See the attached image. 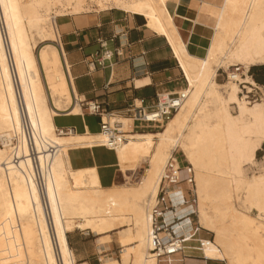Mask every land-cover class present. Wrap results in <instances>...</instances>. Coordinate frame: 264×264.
<instances>
[{
    "label": "bare ground",
    "instance_id": "1",
    "mask_svg": "<svg viewBox=\"0 0 264 264\" xmlns=\"http://www.w3.org/2000/svg\"><path fill=\"white\" fill-rule=\"evenodd\" d=\"M89 1L0 0V264H84L74 262L67 233L97 234L102 249L116 226L120 243L135 242L123 264H159L150 251V207L176 150L193 171L196 202L180 205L175 189L173 212L193 207L196 233L212 234L220 262L264 264V168L256 161L264 90L248 73L264 64V0H223L200 54L190 51L166 0H94L102 9L113 4L141 15L165 35L187 85L183 103L158 130L131 131L128 117L110 118L122 123L126 138L114 146L120 175L139 160L146 170L137 182L108 186L99 184L95 166L73 168L68 160L69 149L106 144L105 136L64 133L53 122L81 113L51 43H60L55 19L89 10ZM220 69L224 83L217 81ZM253 87L261 91L257 99L247 95ZM247 166L258 169L247 175ZM182 221L176 228L185 233ZM103 264L119 262L107 256Z\"/></svg>",
    "mask_w": 264,
    "mask_h": 264
},
{
    "label": "crops",
    "instance_id": "2",
    "mask_svg": "<svg viewBox=\"0 0 264 264\" xmlns=\"http://www.w3.org/2000/svg\"><path fill=\"white\" fill-rule=\"evenodd\" d=\"M222 2L166 0L169 11L178 13L175 22L182 37L189 40L191 52H202L208 28L215 24ZM55 21L73 90L82 99H95L105 109L124 114L132 99L142 98L149 103L156 91H174L185 86L183 70L166 36L149 28L141 15L109 7L59 15ZM103 41L104 48L100 46ZM104 49L111 52L110 59L105 60L103 66L90 63L91 55L94 52L100 55ZM137 81L142 83L137 84ZM67 86L72 97L68 82ZM80 112L70 115L73 120L60 127L72 125L76 132L85 129L99 132V117L87 113L83 107ZM56 119L57 116L53 118L55 125ZM154 130L132 129L137 132ZM68 160L73 168L95 166L102 186L113 184L120 174L115 151L101 145L69 149ZM180 186L185 189L183 183ZM179 226H183L186 235L182 250L189 257L172 264H221L211 237L196 233L198 226L189 231L187 219ZM81 262L88 264L87 260Z\"/></svg>",
    "mask_w": 264,
    "mask_h": 264
},
{
    "label": "built area",
    "instance_id": "3",
    "mask_svg": "<svg viewBox=\"0 0 264 264\" xmlns=\"http://www.w3.org/2000/svg\"><path fill=\"white\" fill-rule=\"evenodd\" d=\"M54 44L60 51L62 69L71 89L72 102L78 103L86 109L87 113L99 117V131L105 136L107 142L101 146L108 149L114 150L115 145L126 139L123 134L124 132L120 130L122 123L119 121L111 122V117H128L131 120V131L132 129L160 128L177 111L186 98V91L182 88L174 91L160 90L154 93L149 103L145 102L142 98L139 100L132 99L125 107L124 114L107 110L97 100L82 99L75 94L72 87L69 66L66 63L61 44L57 41H54ZM105 45L106 43L104 41L100 42L102 48ZM111 55V52L106 49L100 55L98 52H94L91 55L92 59L90 63H97L99 66H103L104 61L109 60ZM186 86L185 83L184 87ZM59 128L64 133L76 131L75 126L72 125ZM182 163L183 161L178 158L177 153L173 152V156L168 159L165 165L154 202L150 207V251L157 257L159 264L181 262L183 258L189 257L182 250V244L186 240L185 233L181 229L177 230L176 224L180 223L186 216L190 218V214L193 212L191 211L185 214V216L175 214L173 212L175 210V204L173 196L171 195L175 189H180L182 198V201L179 202L180 205H188L189 201H195L193 171L188 163ZM181 183L184 184V190L180 186ZM189 225V231L194 229L191 218L189 219ZM175 255V258H171Z\"/></svg>",
    "mask_w": 264,
    "mask_h": 264
},
{
    "label": "rangeland",
    "instance_id": "4",
    "mask_svg": "<svg viewBox=\"0 0 264 264\" xmlns=\"http://www.w3.org/2000/svg\"><path fill=\"white\" fill-rule=\"evenodd\" d=\"M89 6H90L89 10H91V9H102L96 5L94 0L89 1ZM109 7H116V6L112 4V6L108 5L105 8H109ZM51 43L54 44V42H51ZM40 45H42V43L39 44L38 47ZM38 47H36V49H35V55L37 54ZM250 69H251V67H250ZM257 72L259 73L258 75H260V76L264 75V69H259L257 71H254V73H257ZM226 80H227L226 72H224L222 69H220L219 75L217 77V81L220 83H224V82H226ZM256 83L261 85L262 89L264 90V84H261L258 82H256ZM260 93H261L260 89H258V88L256 89L255 87H253V90L250 93H247V95L249 96V99H257L260 97ZM239 95H241V94H239ZM231 111L233 112V108ZM72 117L73 116H70V115L57 116V119H56L57 127L65 125L66 122H68L69 120H73V119H71ZM75 117H77V116H75ZM74 123H76V121H74ZM160 128H156L155 130H158ZM176 153H177L178 158L183 161L182 164L187 163L184 160V157L182 156L180 151L176 150ZM74 158H76V157H73V159ZM256 161H257V165L259 168H264V141L261 143L260 148L257 149V151H256ZM258 167H248L247 166V167H245V173L247 175H249V174H251V172L256 171L258 169ZM145 170H146V162L144 160H139L132 170H127L125 172V174H123V176L119 174L116 178V182L117 183H124V182L134 183V182H137L143 176V174L145 173ZM188 204H191L192 206L195 205L194 202H191V201H189ZM192 208L193 207H191V206L177 207L176 212L179 215H185ZM252 214H255V210H252ZM190 218L193 222V227L195 225L197 226L196 213L193 212L192 214H190ZM183 219H187V218L185 217ZM187 221H188V219H187ZM188 224H189V222H188ZM189 227H190V225H189ZM118 228H122V227L116 226L111 231H109L107 233V238L105 240L106 243H104V245H102L103 246L102 249L99 248V245H101L102 241H104V240L102 238H99V235L92 234L88 230H81V229H74L73 231L68 232L67 233V240H68V244L70 246L71 252L73 253V256H74V262L87 264L86 262H81L83 260H87L88 264H103L105 257L109 256V257L115 258L119 262V264H123L122 258L124 256V254H127L126 247L134 245L135 242L131 240V241H128L126 243H120L116 239V235H117L116 231H118ZM200 230H201V231H199L200 236L211 237V242H213V237H212V234L210 232H208L207 230H204V229H200ZM202 234H204V235H202ZM203 260H206V259H203ZM220 261H222L221 256H220ZM220 263L224 264V261L220 262ZM161 264H163V263H161Z\"/></svg>",
    "mask_w": 264,
    "mask_h": 264
},
{
    "label": "trees",
    "instance_id": "5",
    "mask_svg": "<svg viewBox=\"0 0 264 264\" xmlns=\"http://www.w3.org/2000/svg\"><path fill=\"white\" fill-rule=\"evenodd\" d=\"M251 67V69H250ZM248 69V73L250 76L253 78L255 82L264 84V75H258L259 73H254V71H257L259 69H264V64H256V65H251Z\"/></svg>",
    "mask_w": 264,
    "mask_h": 264
}]
</instances>
